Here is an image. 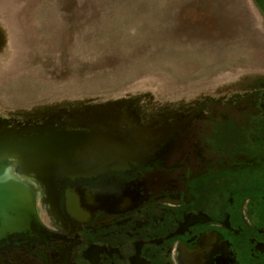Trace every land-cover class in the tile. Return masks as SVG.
I'll use <instances>...</instances> for the list:
<instances>
[{"label": "flooded vegetation", "instance_id": "af4514ba", "mask_svg": "<svg viewBox=\"0 0 264 264\" xmlns=\"http://www.w3.org/2000/svg\"><path fill=\"white\" fill-rule=\"evenodd\" d=\"M246 88L180 102L172 135L121 170L40 183L34 163H15L45 236L0 252V264H264V83ZM110 102L102 111L117 110ZM56 116L0 126L34 131Z\"/></svg>", "mask_w": 264, "mask_h": 264}, {"label": "rangeland", "instance_id": "374dc122", "mask_svg": "<svg viewBox=\"0 0 264 264\" xmlns=\"http://www.w3.org/2000/svg\"><path fill=\"white\" fill-rule=\"evenodd\" d=\"M258 82L254 0H0V118L117 100L158 118Z\"/></svg>", "mask_w": 264, "mask_h": 264}, {"label": "water", "instance_id": "95a60500", "mask_svg": "<svg viewBox=\"0 0 264 264\" xmlns=\"http://www.w3.org/2000/svg\"><path fill=\"white\" fill-rule=\"evenodd\" d=\"M254 1L264 13V0ZM111 103L114 113L102 111V105L62 110L63 119L56 116L52 126L34 124V131L5 133L0 126V252L30 246L45 236L34 186L13 174L15 163H34V178L40 183L92 177L148 161L175 129L172 113L152 118L130 106V100L105 106ZM124 105L130 110L122 111Z\"/></svg>", "mask_w": 264, "mask_h": 264}]
</instances>
